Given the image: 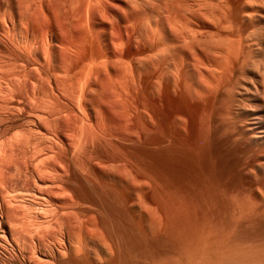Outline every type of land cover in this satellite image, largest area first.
<instances>
[{
	"label": "bare ground",
	"instance_id": "obj_1",
	"mask_svg": "<svg viewBox=\"0 0 264 264\" xmlns=\"http://www.w3.org/2000/svg\"><path fill=\"white\" fill-rule=\"evenodd\" d=\"M212 133L264 175V0H0V264H109L99 188L139 218Z\"/></svg>",
	"mask_w": 264,
	"mask_h": 264
},
{
	"label": "rangeland",
	"instance_id": "obj_2",
	"mask_svg": "<svg viewBox=\"0 0 264 264\" xmlns=\"http://www.w3.org/2000/svg\"><path fill=\"white\" fill-rule=\"evenodd\" d=\"M197 150L194 151L196 155L192 152V156H188L192 157L191 159L195 156L193 162L191 161L192 165L188 164L190 159L186 163L187 166L179 165L188 169L186 171L181 167L180 171L185 175L178 170L174 172L165 169L157 159L153 160L155 157H143L142 190L145 191H142L140 219L131 212L129 199L122 202L118 196L99 188L101 199L104 201L100 213V217L103 216L100 218L103 223L100 231H104L99 232V236L112 241L115 255L109 264H253L255 258L263 261L264 175L253 176L250 173L251 153L241 145L227 142L220 134L214 133L201 147V154ZM254 200L259 203H254ZM241 201L247 202L243 204ZM150 223L153 224L152 228ZM70 258L71 256L67 255L63 264H74L77 260L71 261ZM162 258H165L164 262Z\"/></svg>",
	"mask_w": 264,
	"mask_h": 264
}]
</instances>
